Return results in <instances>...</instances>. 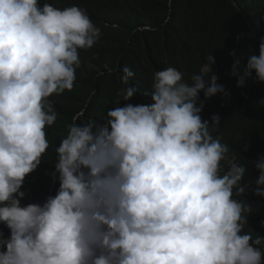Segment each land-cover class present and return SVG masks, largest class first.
Here are the masks:
<instances>
[{"label": "clouds", "instance_id": "obj_1", "mask_svg": "<svg viewBox=\"0 0 264 264\" xmlns=\"http://www.w3.org/2000/svg\"><path fill=\"white\" fill-rule=\"evenodd\" d=\"M105 25L85 0H0V264H264V156L250 193L214 135L225 117L214 97L227 93L212 54L200 73L168 63L142 91L124 67L133 102L105 123H77L81 110L56 142L97 75ZM253 72L264 82V38L234 62L237 87ZM41 179V199L21 202Z\"/></svg>", "mask_w": 264, "mask_h": 264}, {"label": "trees", "instance_id": "obj_2", "mask_svg": "<svg viewBox=\"0 0 264 264\" xmlns=\"http://www.w3.org/2000/svg\"><path fill=\"white\" fill-rule=\"evenodd\" d=\"M85 4L99 24L100 18L106 23V44L97 52V75L61 113L56 142L66 136L67 125L81 110L86 111L77 123L84 119L105 123L113 105L133 102L136 94L129 101L120 95L126 87L121 81L124 67L135 73L130 85L142 91L168 63L189 60L200 73L212 54V73L227 93L214 97L225 113L214 135L245 166L242 186L254 193L259 172L252 162L264 156V82L253 72L244 87H237L232 68L236 60L243 68L250 55L259 54L264 0H85ZM222 164L228 167L226 160ZM46 169L45 164L41 173ZM44 188L45 179L31 183L21 202L36 203Z\"/></svg>", "mask_w": 264, "mask_h": 264}]
</instances>
